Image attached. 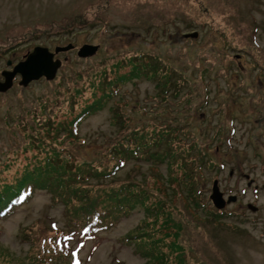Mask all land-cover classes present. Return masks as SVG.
<instances>
[{"label": "rangeland", "instance_id": "1", "mask_svg": "<svg viewBox=\"0 0 264 264\" xmlns=\"http://www.w3.org/2000/svg\"><path fill=\"white\" fill-rule=\"evenodd\" d=\"M70 44L74 50L56 56L62 66L55 80L25 88L18 77L0 93V191L45 168L57 151L74 171L61 172L64 196L58 185L38 190L0 221V264H41L33 252L44 254L42 240L68 230L65 199L125 186L126 198L149 192L146 205L132 203L130 215L97 239L76 236L73 259L264 264V0H0L1 79L36 47L54 53ZM88 44L99 51L80 58ZM148 67L156 77L145 75ZM100 77L117 94L71 136L76 117L111 90ZM137 128L135 140L130 130ZM144 134L165 142L150 146ZM121 141L125 155L134 149L125 161ZM215 182L224 201L237 200L218 208ZM158 201L156 216L149 208ZM137 234L151 239L127 241ZM58 259L54 264L63 263Z\"/></svg>", "mask_w": 264, "mask_h": 264}, {"label": "trees", "instance_id": "2", "mask_svg": "<svg viewBox=\"0 0 264 264\" xmlns=\"http://www.w3.org/2000/svg\"><path fill=\"white\" fill-rule=\"evenodd\" d=\"M142 57L139 58V60ZM133 59H130V62H133ZM150 67H154V65L149 64ZM121 68L120 66H117V69ZM148 71H146V76L153 75L156 77V73L152 71L148 67ZM140 75V74H139ZM137 75V76H139ZM172 77V76H171ZM106 77H100V84L101 88L107 86L109 87L108 94L104 96L100 100H95L93 102L92 107L85 109L82 111L76 118V120L73 122V127H71V136L72 129L74 132H76V129L78 128L77 125L81 123L83 120H85L89 115L92 114V112H95L96 108L99 106H102V101L106 99H110L114 96V94H117V89L115 90L116 85L110 84L111 81L108 80L106 82ZM106 99V100H107ZM95 103V104H94ZM77 124V125H76ZM76 125V126H75ZM75 126V127H74ZM130 126H126L125 129H128ZM164 131L161 130L162 133ZM131 135L136 136V139H138L139 134L141 133V129L137 128L136 130L131 129L130 130ZM172 133H168L167 135H171ZM146 134L142 136V139H145ZM164 136V135H162ZM162 139H166V136L162 137ZM129 138L127 135L124 139ZM160 140V139H159ZM148 143H150V146L152 143H157V141L151 142L150 140H146ZM165 142V141H163ZM162 142V143H163ZM162 143H159L158 146H161ZM173 142L170 144L169 148L173 147ZM120 145L124 146V141H121V144L117 146V151H121ZM143 146V145H142ZM140 145V147H142ZM149 147V146H147ZM142 149V148H141ZM55 150V149H54ZM57 151V150H55ZM122 152V151H121ZM124 155L125 153L122 152ZM126 153L124 157L121 158L122 161H125L126 158H129L131 155L134 154V149H128L126 148ZM60 152H56V155H53L52 158H48V162L46 164L45 168L38 167L32 171H26L25 174H23L21 177L17 178L14 184L11 185H5L4 189L0 191V221L2 219L8 218L11 216L16 208L23 205L25 202H28L29 199L35 194L38 190H44V189H52L58 185L59 190L58 193H60V196L65 195V190L67 188L66 182L67 180L60 179L61 172H69L73 173L74 171L70 170L68 167L72 164L68 162V160L59 159ZM55 158L53 161L52 159ZM68 158V157H65ZM115 165V164H114ZM124 162H121L120 166H123ZM114 169H119L118 166H112V169L109 171V173L104 172L105 174L110 175L111 172L114 171ZM88 170H93L97 176L101 175L97 173V168L88 166ZM75 172L80 175L83 173V170L79 167ZM108 172V170H107ZM53 173L55 176V180L53 181ZM55 185V186H54ZM77 189V187H74ZM78 189L74 192L77 193ZM129 191V188L127 186L123 187L121 190L116 189H110L105 191L103 194L100 195H94V197L90 198H78V202L75 201V199L68 198L65 199L64 202L66 204V211H68V214L66 216V227L68 228L67 231H62L60 229V234L53 235L51 237H45L41 245L38 244L36 246V250L39 247H42V251L44 254L41 255L40 252L34 251L33 258L35 259L37 254L39 257V260L41 264H54L56 259H58L59 262H63L62 264H71L74 263V260L72 258V251H71V243L75 239L76 236H83L88 239H97V236L101 233L109 232L113 228H115L116 224L118 223L119 219L123 215H130L131 210L127 207L130 206L132 203L134 205L140 204L141 206L146 205L145 202L148 201L147 193L144 192V195L141 196V193L138 195H134L131 191L128 193L130 199L126 198L124 193H127ZM146 194V195H145ZM74 195V194H73ZM81 195H85V191H82ZM75 196V195H74ZM131 208V206L129 207ZM151 209H155L157 215H160L163 211V203L162 201H158L157 204H154ZM151 213V212H150ZM164 230V229H163ZM59 232V230H57ZM138 235V236H137ZM127 237V241L133 242L141 240L142 238L148 237V239H151L149 235L145 236V234H137ZM139 236H142L140 238ZM163 241V239H159L158 241H155L151 243L153 246L158 247L160 243ZM147 255L149 256L151 251H146ZM43 255L45 257V261H43ZM37 257V259H38ZM52 258L50 263H47L48 258ZM63 260V261H62Z\"/></svg>", "mask_w": 264, "mask_h": 264}, {"label": "water", "instance_id": "3", "mask_svg": "<svg viewBox=\"0 0 264 264\" xmlns=\"http://www.w3.org/2000/svg\"><path fill=\"white\" fill-rule=\"evenodd\" d=\"M192 38L198 37V33L189 35ZM74 45L70 44L67 47H58L54 53H52L46 47H36L31 53L26 55L25 59L17 64L12 71H4L2 77L4 81L0 79V93H6L10 91L14 86L15 79L20 76L21 81L19 85L27 88L31 83L39 81L45 78L47 81H53L56 79L59 69L62 66L60 59L55 60V56L59 53L73 50ZM99 50V47L92 46L90 44L83 46L78 51L80 58H88L94 56ZM8 65H11L9 62ZM212 200L215 205L222 209L226 206L227 202L230 203L236 199L231 197L227 202L223 200V193L220 192L218 182H215L213 189ZM254 209V207H252Z\"/></svg>", "mask_w": 264, "mask_h": 264}]
</instances>
